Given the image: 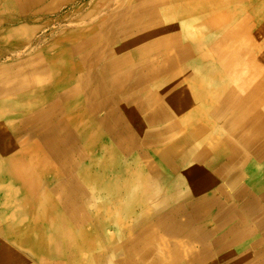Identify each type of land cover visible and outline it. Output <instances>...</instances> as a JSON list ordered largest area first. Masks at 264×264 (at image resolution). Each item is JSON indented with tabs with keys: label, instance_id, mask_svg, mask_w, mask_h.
<instances>
[{
	"label": "crops",
	"instance_id": "1",
	"mask_svg": "<svg viewBox=\"0 0 264 264\" xmlns=\"http://www.w3.org/2000/svg\"><path fill=\"white\" fill-rule=\"evenodd\" d=\"M171 1L176 17L163 23L161 12V25L151 33L164 47L133 67L135 72L155 67L159 75L124 99L140 101L129 111L128 148H117L103 170L100 163L94 170L84 157L96 188L79 192V200L92 203L97 218L113 210L114 234L107 242L116 239V246L107 253L108 264H264V49L247 48L243 8L199 22L200 36L208 37L187 43L184 37L196 21L182 27L174 18L187 19L179 12L194 0ZM140 44L135 39L133 50ZM117 46L108 54L125 53ZM103 80L111 91L110 78ZM78 209L81 218L70 223L79 227L81 239L91 224L96 230L100 225L102 235V224L87 218L82 202ZM79 245L78 251L87 249ZM23 249H15L18 257L38 264Z\"/></svg>",
	"mask_w": 264,
	"mask_h": 264
},
{
	"label": "bare ground",
	"instance_id": "2",
	"mask_svg": "<svg viewBox=\"0 0 264 264\" xmlns=\"http://www.w3.org/2000/svg\"><path fill=\"white\" fill-rule=\"evenodd\" d=\"M0 1H2L0 4V13H3V10L5 11L7 9V3L9 2L20 5L21 2L33 0H4V5L3 0ZM207 2L208 0H206L205 3L209 7L206 5L205 7H201L200 4L195 5L185 2L179 14H186L187 19H190L192 17V12L196 14L197 11L194 10H197L196 8L198 7L200 9L215 7L214 4L216 2L211 4ZM48 8L49 3L41 9V12L46 13ZM15 12L16 11H14V13ZM19 14L20 13L17 15ZM22 15L17 16V19L21 18ZM33 15L34 14H32V16ZM137 18L133 20L135 21ZM183 20L184 19L180 20L182 22V27L188 24ZM101 21L102 20H100V22ZM218 21H221V23L227 22V20ZM101 30H98V33L96 30L82 31L83 33L74 34V37H78L73 41L68 40L66 43L61 41L59 43L60 49L56 48V50L60 52L58 55H55L52 51L42 55V58L40 55L34 56L35 58L33 57L32 59L30 58L29 64L26 65L25 63V66H23L24 64L22 62L18 64L20 66L15 65L16 63L14 62L13 65H2L4 68L0 66L1 96L2 94L6 95L12 92L11 86L8 85L9 79H21L20 81H16L19 91L16 93V98L13 99L14 102L11 101L10 107L21 104L27 96H34V94L35 96L38 95V97L46 96L47 100V104H40L36 111H25L20 120L16 122L17 128L21 131L29 129L39 122H43L42 126L38 128L39 131L35 132L31 137L24 139L28 148L27 146L23 148L20 142L19 144H12L9 138L6 139L5 135L2 133V131L6 130H4V128L1 130L0 126V264H27L18 257L17 251L15 250L16 248L30 250L31 254L37 259L38 264H50L48 262L50 257L44 254H50L54 250L55 254L60 255L59 252L64 248L61 244L64 235L72 239L75 238L77 242H74L76 246L73 247V252H76L80 247V243L78 242L81 240V231L77 228L73 229L70 227L68 221L69 214L75 213V211H72L73 204H76L75 206H78V208L81 206L79 203V192L85 193L87 190L91 191L92 188H96L91 184L93 179L88 173V166H85L82 160L84 157H87L86 153L88 151L90 155H93L101 148L103 149L102 142L104 140L109 139L113 143L112 147L104 151L106 155H109L108 159L114 156L117 150L120 149V146L123 149L128 148V142L131 141L132 137L131 131L119 117L117 110H106L104 108L102 98L105 94L110 92L107 85L104 84L103 78L109 77L111 84L114 85L120 74L127 73V69L133 62L130 59L132 55L125 53L116 56L109 55L108 52L114 46V40L112 37H109L111 33H105ZM143 30V36L137 39L138 44H141L134 50V55L139 61H144L146 56L148 57V55L153 54L158 51L161 46L164 47L163 45H165L162 40L157 39L149 43H144L142 41L143 39L145 41L148 35L155 32L156 29L152 22L146 23ZM68 37L70 38V34ZM105 37H107V40ZM191 39L190 36L189 40ZM104 51H106L105 59L107 58V61L103 64L100 62L104 58ZM29 57L30 56H28V59ZM166 57L168 58V56ZM261 98H264V96ZM2 99L3 97L0 100L2 102L0 103V113L5 109L4 105L6 100ZM102 113L103 115H100ZM15 119L17 118L14 117L10 122ZM6 137H8V135ZM34 140L39 141L41 145V156H38L33 150L35 145L33 143ZM71 140L78 142L79 147H77L76 151L66 146L68 142L71 143ZM169 148H167L168 151H172ZM175 148L176 146L174 149ZM163 156H165V154ZM63 158L71 161V167L73 165L74 170L70 168L72 169V173H74V178L70 179L69 182L61 181L60 168H48L51 166V162L54 163L52 159L59 160L60 162ZM79 160L82 162L79 163ZM95 178L97 179V177ZM41 181H45L46 185L42 186ZM74 200L75 202L78 201V205ZM173 214H175V212H173ZM72 216L73 215H71V217ZM166 224L167 223H165V225ZM100 228V225H98L97 229L99 231ZM141 230L144 231L143 229ZM3 238L7 241H13L16 244V248L13 249L11 246H8L3 242L5 241ZM47 247L49 251L51 250L50 252L47 251ZM144 248L145 247H143V249ZM110 250L113 249L110 247L106 249L105 252L108 253Z\"/></svg>",
	"mask_w": 264,
	"mask_h": 264
},
{
	"label": "rangeland",
	"instance_id": "3",
	"mask_svg": "<svg viewBox=\"0 0 264 264\" xmlns=\"http://www.w3.org/2000/svg\"><path fill=\"white\" fill-rule=\"evenodd\" d=\"M128 1L127 0H41V1L33 0V1L21 2L20 5L13 4L10 2L7 3V9L5 11L3 10V13H0V66L3 67L6 65H13L14 63H16L15 65L17 66H20L18 64L21 62L24 64L23 66H25V63L26 65L29 64L30 60L34 56L40 55L42 58V55H45L47 52H52V51L55 55H58L60 52L57 51L56 48L60 49L59 43L61 41H64L65 43L68 40L73 41L76 37H78V36L74 37V34L83 33L87 30H96V32L98 33V30L100 31L102 29L101 31H104L105 33L106 32L111 33V36L109 37L113 38L114 46L118 44L117 48L119 50L121 49L125 53L131 54L133 58V62L130 65V67L127 69L128 71L126 74L123 73L119 75V78L113 85L111 91L108 94H105V96L102 98V102L106 110H110V109L117 110L119 117L122 119L124 124L128 125L130 118L129 107L130 109H133L136 106L138 108L140 101L138 100L134 101L129 105L125 102L124 99L130 93H132L136 87L144 85L145 80L147 81L150 78V76L155 77L159 75V72L157 73V71H155L154 69L155 67L147 68L142 72H135L133 70L134 65L141 62L138 59H136L134 55L133 42L135 41V39H139L140 37L143 36V31H144L143 27L146 25V23L152 22L154 28L156 29L155 31H157V29L161 25L159 20L161 12H162V18L163 20H165L163 21V23H166V21H168L167 18H169L171 14L172 15L169 19L176 17L175 11H177L176 6L172 7L173 5L171 0L170 2L169 0H160V1L159 0H138V1L128 0ZM205 1L206 0H194V4L201 3L200 4L201 7L202 6L205 7V5L209 7L206 3H204ZM213 2H216L214 4L215 7L200 9L197 6L198 7L196 8L197 10H194L197 11L196 14L191 19L183 20L185 22H190V21L193 22L194 20L196 21L195 24L193 23V27L191 29L192 36L191 35L190 36L192 39L189 40L190 36L184 37V40L185 39L189 40L187 41V43L189 42L192 43L194 38L197 39V37L199 38L208 37V35L200 36L201 30L198 28L199 22L201 23L205 19H209L210 17H216L221 14L231 13V15H233L236 12H239V10L243 8L242 11L245 18L243 21L244 22L243 38L245 40L247 48L254 50L261 48L264 49V0H218V2L217 0H214ZM1 3L2 1H0V4ZM48 3H49V8L46 10V13H42L41 9H43V7H45ZM4 4L5 1L3 0V5ZM33 6H35L36 8L34 7L33 9H31ZM146 6H147V10H146ZM14 11L16 12L14 13ZM18 13H20L19 15L23 14L22 17L19 19H17V16H19L17 15ZM32 14L34 15L32 16ZM135 18L137 19L134 21L133 19ZM174 19L177 21L178 25L180 26L179 22L181 21H179L178 18L177 19L174 18ZM100 20L102 21L100 22ZM175 20H170L169 22L171 21L174 22ZM222 27L223 25L217 28L222 29ZM69 34H70V38L68 37ZM105 38L107 40V37ZM123 39H126V42ZM156 39L161 40L159 39L158 36H154V34H150L145 38V41L144 39L142 41L144 43H149ZM226 48L231 51L233 50L228 45H226ZM104 52H103L104 60L102 59L100 62L103 64L106 63L107 61V58L105 59L106 51ZM28 56H30L29 59ZM164 56H161L160 58L162 59V57ZM212 63L211 65H213ZM181 65L184 66L185 64L182 63ZM17 80L20 81L21 79L11 78L8 80L9 81L8 85L11 86V90L13 93L10 92V94H6V95L2 94V96L0 95V100L2 97L4 100H6L4 105L5 109L3 112L0 113L1 114L0 124L1 127L2 128L4 127V130L7 131V132L4 131V133L2 131V133L5 136L8 135V137H5L6 139L9 138L12 144H16V143L19 144L20 142L21 143L20 145H23V148H26V146L28 148V145H26L24 139L31 137L32 135L35 134V132L39 131L38 128L42 126L43 122L42 123L39 122L35 126L26 129L24 131H21L19 128H17L16 122L20 120V118L23 116L25 111H30V112L36 111V109L40 104L46 105L47 100H46V96L38 97V95L35 96L34 94L35 97L27 96L26 99L21 102V104H18L15 107H10L11 103L14 102L13 99L16 98V93L19 91V88L16 85ZM224 81L226 82L227 80ZM0 103L2 102L0 101ZM14 117H16L17 119L10 122L11 120H13ZM137 122L138 121L134 122L132 117V123L137 124ZM70 142L71 143L68 142L66 146H68V148H72L73 151H76L77 147H79L78 142L74 140L73 141L71 140ZM33 143L35 144L33 148L34 152L38 156H41V145L39 141L34 140ZM112 144H113L112 141H110L109 139L104 140L102 142V145L104 147L103 149L101 148L98 152H95L93 155H90L89 151L86 153L87 157H90L91 161L93 162L94 170H96V165H98V163H100L102 168L100 170L106 169L111 164V160H113L112 158L115 156L117 157L118 155L117 152L114 154V156L111 159H108L109 155L108 154L106 155V153H104V151L107 148L113 146ZM52 161H54V163L51 162V166L48 168L50 169H53L54 167L60 168L61 181L69 182L70 179L74 178V173H72L73 165L71 167L70 160L63 158L61 159L60 162L59 160L57 161L54 159H52ZM78 162L80 163L82 161L79 160ZM110 175L111 177L109 178V180L113 178L112 174ZM41 184L42 186L46 185L45 181H41ZM140 195L141 192L139 191V196ZM79 201H80L79 202L80 205L81 202L83 204V208L85 210L87 218L91 220L97 218L96 208L92 203L88 205L85 199H80ZM77 202L78 201H76L75 203ZM75 205L76 204H73V209H72V211H75V213L73 212L69 214L68 221L71 228L79 229V227L73 226L70 223L71 218L73 219L81 218V212H79L78 206ZM113 214H114L113 210L109 211L107 209H104L103 216L97 218V220L102 224L103 227L102 235H100L98 233V230L95 229L94 224H91L89 225V227H87L86 231L89 233V235H87L84 232L85 236L82 235L83 238L78 242V243H82V246H86L87 249L81 246L82 250L78 251L77 249L76 250L77 253H74L73 247L76 246L74 245L75 244L74 242L77 241L75 240V238L72 239L67 235H64L61 241V244L64 246V248L63 250H61V252H59L60 255L55 254L54 250H53L54 253L52 252L50 254L49 253L46 254L43 253V254L45 256L46 255L49 256L51 258V263L54 264H58V263L59 264H108L107 256H109L111 253L107 254L105 253V251L110 247L116 246V239L111 241V243L107 242V240L111 238L114 234V229L111 226V218ZM71 215L73 216L71 217ZM123 244L125 243L123 242ZM183 244L185 243L183 242ZM48 247H47V251L50 252L51 250L49 251ZM183 248L184 250H186L187 246H184ZM192 248L193 245H191L190 249L194 250ZM22 251L24 256L30 255L29 254L30 252L25 251L24 249Z\"/></svg>",
	"mask_w": 264,
	"mask_h": 264
}]
</instances>
